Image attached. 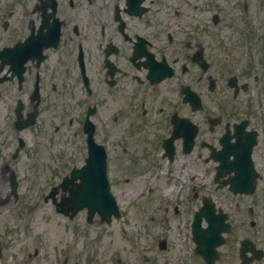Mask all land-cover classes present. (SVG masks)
I'll use <instances>...</instances> for the list:
<instances>
[{"label":"flooded vegetation","instance_id":"1","mask_svg":"<svg viewBox=\"0 0 264 264\" xmlns=\"http://www.w3.org/2000/svg\"><path fill=\"white\" fill-rule=\"evenodd\" d=\"M15 1L0 0V213L24 207V178L39 175L51 181L43 201L53 215L86 223V210L60 209L70 208L72 185L64 180L85 163L91 129L108 153L122 143L115 152L121 169L208 165L213 182L219 175L216 187L233 196L223 182L234 173L229 161L246 159L253 145L257 190L264 185V152L254 158L264 145V0ZM227 147L242 155L219 158ZM191 192L189 206L172 208L174 220L183 218L172 227L189 226L190 243L178 248L168 240L172 227L157 216L160 205L146 219L150 226L161 217L162 233L147 248L132 247V264H222L231 215L197 185ZM210 200L213 215L210 207L202 212ZM254 210L249 205L246 214L253 218ZM205 212L214 229L223 226L218 214L230 225L211 262L213 249L201 254L193 239L196 218L208 226ZM262 235L240 238L233 264H263ZM77 246L62 264L79 263Z\"/></svg>","mask_w":264,"mask_h":264},{"label":"rangeland","instance_id":"2","mask_svg":"<svg viewBox=\"0 0 264 264\" xmlns=\"http://www.w3.org/2000/svg\"><path fill=\"white\" fill-rule=\"evenodd\" d=\"M3 1L9 6H13L16 2L15 0ZM26 2L28 1L23 0V3ZM119 144L114 143L110 150L112 157L109 176L113 194L118 199L122 211L121 218L105 226L96 218L92 225H87L80 219L74 220L71 225L64 219L54 216L50 206L43 201V196L46 195L51 183L50 179L46 180L44 176L39 175H36V178L25 176L23 189L25 193L22 199L24 207L19 205L5 211L2 209L0 213V241L4 248L0 264H62L63 255L68 254L75 240L78 244L75 256L79 264H132L133 258H126L130 252L135 253L132 247H137L139 250L147 248L151 243V237H159L163 230L161 217V221L155 219L150 226L148 225L146 218L149 210L159 212L160 205L164 203V211L157 216H164L167 227H172L174 223L180 227L183 218L180 215L179 219L174 220L172 208L178 205L183 210L189 206L186 204L192 201L190 188L193 185L198 186L201 194L210 195L224 211H228L231 215L233 231L229 234L227 246L222 247L224 252L222 264H233V261H236L234 251L240 238L259 236L262 240V234H264L263 184L260 185L256 194L245 198L233 196L227 189L217 188L209 176L208 165L191 166L187 163L188 166H184L186 163L180 161V164L177 163L179 168L170 166L168 170L160 163L162 165L159 164L160 169L154 171V175L142 174L140 166L121 169L116 159V153L120 149ZM263 152L264 145H260L254 158L262 160L258 154ZM184 171L187 173L186 179L181 178ZM171 175L173 179L170 178ZM170 183L173 184L174 190L170 193L172 196L165 200L164 193L169 189ZM30 185L33 191L30 190ZM26 186H28V192ZM149 193H152L154 199L148 203ZM160 199H164V202L159 201ZM249 205H253L255 209L256 215L253 218L246 214V208ZM251 220L256 223L253 229L249 225ZM121 227L127 231L126 234L122 233ZM181 228L172 227L165 233L168 240L178 248L190 243L189 226ZM174 233L177 234L176 237ZM111 244L113 245L110 246ZM36 252H38L37 255ZM109 256L113 258L112 263L109 262ZM118 256L122 259L121 263L116 262Z\"/></svg>","mask_w":264,"mask_h":264},{"label":"water","instance_id":"3","mask_svg":"<svg viewBox=\"0 0 264 264\" xmlns=\"http://www.w3.org/2000/svg\"><path fill=\"white\" fill-rule=\"evenodd\" d=\"M99 149V150H98ZM90 157L86 161V166L79 170L73 171L72 180L80 179L81 183L77 185V188L72 191L70 201L72 202V209L74 212H78L83 207L89 210V217L91 218L96 212L102 217L103 220L110 221L112 215L119 216V209L115 198H113L110 193V187L108 183V177L106 176V166L105 158L106 153L101 148H97L92 143L89 148ZM235 189L244 185V181L241 177H235L231 179ZM253 189L249 191L252 192ZM213 210V208H212ZM211 210V212H212ZM68 212V211H67ZM206 216L209 223L208 228L202 230L200 227V218L197 219L194 228V239L197 242V251L204 254V249L214 248L222 242V237H220L221 231H228L229 226L224 224L226 216L221 215V224L217 229H214L215 220L212 219L210 214L203 213ZM214 242H216L214 244ZM208 253V251H207ZM215 255L212 250L210 259Z\"/></svg>","mask_w":264,"mask_h":264},{"label":"bare ground","instance_id":"4","mask_svg":"<svg viewBox=\"0 0 264 264\" xmlns=\"http://www.w3.org/2000/svg\"><path fill=\"white\" fill-rule=\"evenodd\" d=\"M170 192L171 191H165V193L164 194H166V195H168V197H170L171 195H169L170 194Z\"/></svg>","mask_w":264,"mask_h":264}]
</instances>
